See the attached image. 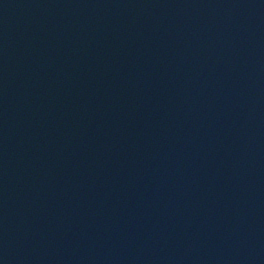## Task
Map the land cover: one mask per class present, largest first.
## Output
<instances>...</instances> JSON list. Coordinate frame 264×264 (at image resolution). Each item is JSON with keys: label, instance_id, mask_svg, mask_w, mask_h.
<instances>
[{"label": "water", "instance_id": "95a60500", "mask_svg": "<svg viewBox=\"0 0 264 264\" xmlns=\"http://www.w3.org/2000/svg\"><path fill=\"white\" fill-rule=\"evenodd\" d=\"M0 264H264V0H0Z\"/></svg>", "mask_w": 264, "mask_h": 264}]
</instances>
